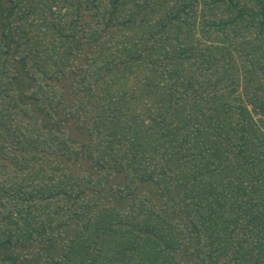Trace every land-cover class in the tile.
<instances>
[{
    "label": "trees",
    "instance_id": "16d2710c",
    "mask_svg": "<svg viewBox=\"0 0 264 264\" xmlns=\"http://www.w3.org/2000/svg\"><path fill=\"white\" fill-rule=\"evenodd\" d=\"M0 264H264V0H0Z\"/></svg>",
    "mask_w": 264,
    "mask_h": 264
},
{
    "label": "rangeland",
    "instance_id": "374dc122",
    "mask_svg": "<svg viewBox=\"0 0 264 264\" xmlns=\"http://www.w3.org/2000/svg\"><path fill=\"white\" fill-rule=\"evenodd\" d=\"M256 123L258 122V119H255Z\"/></svg>",
    "mask_w": 264,
    "mask_h": 264
}]
</instances>
